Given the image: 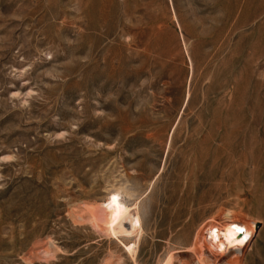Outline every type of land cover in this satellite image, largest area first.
Instances as JSON below:
<instances>
[{"label": "rangeland", "instance_id": "obj_1", "mask_svg": "<svg viewBox=\"0 0 264 264\" xmlns=\"http://www.w3.org/2000/svg\"><path fill=\"white\" fill-rule=\"evenodd\" d=\"M117 187L139 264H264V0H0V264H131L73 212Z\"/></svg>", "mask_w": 264, "mask_h": 264}, {"label": "bare ground", "instance_id": "obj_2", "mask_svg": "<svg viewBox=\"0 0 264 264\" xmlns=\"http://www.w3.org/2000/svg\"><path fill=\"white\" fill-rule=\"evenodd\" d=\"M113 195L119 197V203L122 206L115 219L113 218L114 213L105 207ZM140 199H131L124 187H117L109 192L104 201L84 202L73 212L76 221H88L98 233L122 244L131 264H139L138 252L143 231ZM224 217V219L209 220L197 233V240L202 242L203 249L214 262L230 253H243L255 235V224L230 221L232 218L230 213L225 214ZM232 226L243 229V231H236ZM130 237L133 240L124 241V238ZM191 250L198 264H206L201 252L193 246ZM45 252L48 253V251ZM175 260V254L170 252L160 264H173ZM113 262L114 259L111 256L105 261V264H113Z\"/></svg>", "mask_w": 264, "mask_h": 264}, {"label": "snow or ice", "instance_id": "obj_3", "mask_svg": "<svg viewBox=\"0 0 264 264\" xmlns=\"http://www.w3.org/2000/svg\"><path fill=\"white\" fill-rule=\"evenodd\" d=\"M105 207L109 208L110 211L114 213L113 218H116V214L118 213V210L121 209V204L119 203V197L117 195H113L110 198V201L108 204L105 205ZM235 228L236 231H243V229L236 228V226H232Z\"/></svg>", "mask_w": 264, "mask_h": 264}]
</instances>
